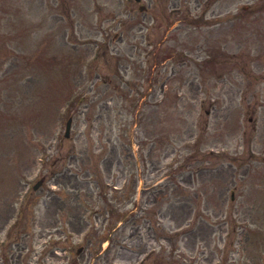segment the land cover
<instances>
[{
    "label": "rangeland",
    "instance_id": "374dc122",
    "mask_svg": "<svg viewBox=\"0 0 264 264\" xmlns=\"http://www.w3.org/2000/svg\"><path fill=\"white\" fill-rule=\"evenodd\" d=\"M141 3L0 0V264H264V0Z\"/></svg>",
    "mask_w": 264,
    "mask_h": 264
},
{
    "label": "flooded vegetation",
    "instance_id": "af4514ba",
    "mask_svg": "<svg viewBox=\"0 0 264 264\" xmlns=\"http://www.w3.org/2000/svg\"><path fill=\"white\" fill-rule=\"evenodd\" d=\"M18 255V254H17ZM21 256H22V254H21ZM42 256V255H41ZM42 258H43V256H42ZM42 258L41 257H35V260L36 261H38L39 260V262L42 260ZM32 263H35L33 260H30L29 262L27 261V262H23L22 264H32ZM1 264H5L4 262H2ZM7 264H14V262H13V259L11 258V260H10V262L9 263H7ZM16 264H19V263H16ZM36 264V263H35ZM37 264H38V262H37Z\"/></svg>",
    "mask_w": 264,
    "mask_h": 264
}]
</instances>
